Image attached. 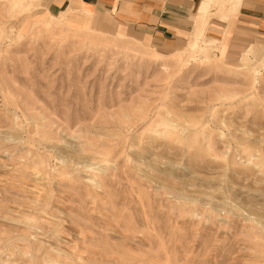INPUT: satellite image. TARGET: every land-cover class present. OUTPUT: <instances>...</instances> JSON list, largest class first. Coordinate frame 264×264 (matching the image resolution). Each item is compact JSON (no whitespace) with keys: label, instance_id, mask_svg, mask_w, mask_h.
<instances>
[{"label":"rangeland","instance_id":"1","mask_svg":"<svg viewBox=\"0 0 264 264\" xmlns=\"http://www.w3.org/2000/svg\"><path fill=\"white\" fill-rule=\"evenodd\" d=\"M209 17L228 59L0 0V264H264V41Z\"/></svg>","mask_w":264,"mask_h":264},{"label":"crops","instance_id":"2","mask_svg":"<svg viewBox=\"0 0 264 264\" xmlns=\"http://www.w3.org/2000/svg\"><path fill=\"white\" fill-rule=\"evenodd\" d=\"M46 1L60 15L64 14L69 24L100 23L103 27H109L102 19V14H106L161 50L180 47L191 37L199 35L203 28L202 36L209 48L228 59L229 54L224 55L222 48L226 26L220 29L212 25L209 14L213 11H218L225 23L234 20V25L244 29L247 36L264 41V0H212L211 7L204 13L199 12L203 0ZM89 13L94 18L88 16Z\"/></svg>","mask_w":264,"mask_h":264},{"label":"bare ground","instance_id":"3","mask_svg":"<svg viewBox=\"0 0 264 264\" xmlns=\"http://www.w3.org/2000/svg\"><path fill=\"white\" fill-rule=\"evenodd\" d=\"M212 0H203V2L199 6V12L204 13L211 7ZM57 18V17H56ZM84 21V20H83ZM195 51V50H194ZM247 53H249L248 50H246ZM192 49L188 48L184 51V53H178L177 55L173 56L175 58V62H178L182 64L181 66H186L187 64L191 63V59L189 58V55L192 54ZM202 53V51H199L198 54ZM251 53V52H250ZM194 55L193 59L195 60V63L202 62V56L201 55ZM156 54H154L155 56ZM245 56L247 54H244Z\"/></svg>","mask_w":264,"mask_h":264},{"label":"built area","instance_id":"4","mask_svg":"<svg viewBox=\"0 0 264 264\" xmlns=\"http://www.w3.org/2000/svg\"><path fill=\"white\" fill-rule=\"evenodd\" d=\"M261 74H262V76H263V78H264V72H262Z\"/></svg>","mask_w":264,"mask_h":264}]
</instances>
